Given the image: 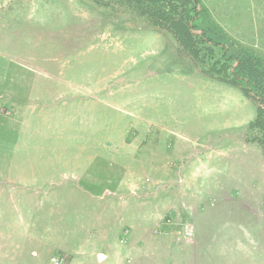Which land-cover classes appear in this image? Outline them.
I'll list each match as a JSON object with an SVG mask.
<instances>
[{"label":"rangeland","instance_id":"374dc122","mask_svg":"<svg viewBox=\"0 0 264 264\" xmlns=\"http://www.w3.org/2000/svg\"><path fill=\"white\" fill-rule=\"evenodd\" d=\"M182 1L176 17L197 5L191 45L148 3L0 0V180L6 154L86 160L95 170L77 180L82 189L102 178V196L161 206L139 236L113 225L128 236L114 249L133 237L159 252L151 264H264L262 106L231 82L235 59L264 62V0ZM82 189L65 190L60 230L79 252L91 251L86 211L104 203Z\"/></svg>","mask_w":264,"mask_h":264},{"label":"crops","instance_id":"0c3cea01","mask_svg":"<svg viewBox=\"0 0 264 264\" xmlns=\"http://www.w3.org/2000/svg\"><path fill=\"white\" fill-rule=\"evenodd\" d=\"M4 160L7 175L0 180V231L4 236L0 240V264H51L50 258L56 251H61L64 256L69 257L70 264H151L152 257L156 255L158 257L159 252L135 248L133 237L126 249H114L121 235L128 236L122 232H118L117 236L113 225H126L125 227L133 228L131 231L134 236H139L141 227L150 229L158 220L156 211L159 209L161 211L159 203L150 201L126 203L122 196L119 203L113 200L114 197L108 198L104 193L102 196L100 190L103 186L102 178H95L101 183L95 192L82 189L83 182L78 183L77 180L80 176H87L88 171H94V166L86 163V160H82L84 162L79 167L73 166L69 155L6 154ZM61 162L65 164H56ZM62 167L66 171L64 170L63 176L59 177L56 171ZM90 167L92 168L89 169ZM95 177H99V174ZM74 187L84 190L87 195L91 194L96 200H102L97 195L104 199V203L97 206L95 216L90 213L94 209L86 211L87 221L90 218L91 222L85 223L86 236L81 242L86 240L84 243L91 251H84L83 248L80 252L78 249L72 251L68 245L71 240L61 236L60 230L68 233L66 220L69 215L70 198L65 194V190L74 191ZM93 207L95 208V205ZM98 208L102 209V213ZM95 217L97 221L93 223ZM108 222H111V228L106 229L104 224ZM94 224L98 226L99 232L92 238L89 228ZM100 245L103 248L98 250L97 247ZM81 252L90 253L85 262L80 260ZM3 254L6 260H2ZM10 258H16L17 263Z\"/></svg>","mask_w":264,"mask_h":264},{"label":"trees","instance_id":"16d2710c","mask_svg":"<svg viewBox=\"0 0 264 264\" xmlns=\"http://www.w3.org/2000/svg\"><path fill=\"white\" fill-rule=\"evenodd\" d=\"M129 3L137 2L140 5L148 3L149 7L153 8V15H159L162 17L169 18L171 22L177 26L178 29L182 32V37H185L189 42V45L192 42H195V37H198L194 34L193 28H195V20L197 5H194L191 8H188L185 5V10L179 13V17H176L173 13L177 12L180 8L179 3L183 2L182 0H128ZM166 2L170 7V10H165V5H160L159 3ZM195 3H199L198 0ZM158 4V5H157ZM173 17V18H172ZM238 63L232 71L234 78L231 80L233 84L236 85H247L245 93L249 95L251 91L256 92L254 98L257 99L262 107H259V115L257 118L258 126L264 127V119L261 118L264 115V62L257 58H244V59H235ZM261 117V118H260Z\"/></svg>","mask_w":264,"mask_h":264},{"label":"built area","instance_id":"2783aa9c","mask_svg":"<svg viewBox=\"0 0 264 264\" xmlns=\"http://www.w3.org/2000/svg\"><path fill=\"white\" fill-rule=\"evenodd\" d=\"M190 230H192V227L186 228L187 233H189ZM51 264H69V263L67 262V260L64 257L55 255L51 259Z\"/></svg>","mask_w":264,"mask_h":264}]
</instances>
